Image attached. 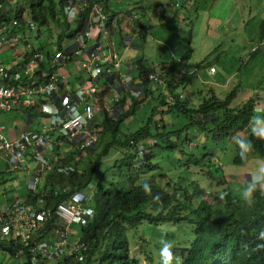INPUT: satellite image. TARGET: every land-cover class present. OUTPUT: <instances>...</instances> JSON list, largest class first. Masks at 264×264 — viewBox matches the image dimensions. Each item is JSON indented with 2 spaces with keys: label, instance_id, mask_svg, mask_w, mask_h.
Returning a JSON list of instances; mask_svg holds the SVG:
<instances>
[{
  "label": "clouds",
  "instance_id": "obj_1",
  "mask_svg": "<svg viewBox=\"0 0 264 264\" xmlns=\"http://www.w3.org/2000/svg\"><path fill=\"white\" fill-rule=\"evenodd\" d=\"M29 1L25 8L17 0H0V161L8 174L0 177V264H264V91L244 92L235 104L242 92V82H234L240 74L228 73L233 67L224 64L219 70L221 45L216 46L220 38L215 34L222 27L226 33H247V68L264 51V16L251 25L255 17L244 1L228 22L213 19V28L208 25L216 42L207 45L204 59L192 61L194 40L187 41L185 34L180 42L162 41V48L175 53L149 70L142 56L153 44L147 38L154 40L151 27L174 23L168 19L171 12L183 22L193 9L189 1L182 6L166 0L152 8L155 2L148 0L150 12L142 2L128 9L131 3L125 0H118L115 11L109 0H24ZM133 9L149 27L131 14ZM136 21L133 28L130 23ZM36 27L38 47L30 42ZM53 28L57 35L42 40ZM186 29L181 27L179 37ZM179 54L189 58L173 90L169 62ZM249 69L264 74L257 64ZM202 71L216 78L201 80L203 91L196 83ZM167 90L190 112L221 105L215 107L219 112L199 118L206 129H225L236 148L235 164H246L234 192L225 186L209 191V174L219 173L223 185L237 178L217 161L209 164V174L201 172L197 182L185 186L171 172L156 175L157 149L175 138L151 133L162 119L177 127L180 119L163 115L165 107L156 101ZM128 112L135 116L134 126ZM106 115L122 123L110 141L101 135ZM37 122L41 130L31 128ZM122 125L128 128L123 131ZM146 130V138L136 136ZM104 152L107 156H101ZM114 163L115 171L107 172L105 167ZM131 184L157 186L187 208L181 214L187 216L175 224L158 221L151 207L161 205L153 199L144 206L155 219L132 221L131 210L120 209L116 199Z\"/></svg>",
  "mask_w": 264,
  "mask_h": 264
},
{
  "label": "rangeland",
  "instance_id": "obj_2",
  "mask_svg": "<svg viewBox=\"0 0 264 264\" xmlns=\"http://www.w3.org/2000/svg\"><path fill=\"white\" fill-rule=\"evenodd\" d=\"M25 8H30V1L28 3L24 0H17ZM156 4H161L166 0H153ZM176 1V0H174ZM183 6L187 1L192 4V10L190 12H185V17L183 22L179 23H166L165 21L158 22L156 25L152 26L151 36L154 37L152 41L150 37H147L149 41L153 44L146 45L145 54L142 56L144 64L149 70H154L159 64L168 61L175 51L166 50L160 46L161 42L164 40L169 41H182L187 34V41L191 39L194 40L193 46L195 48L192 61H200L205 58L206 51L205 48L210 43L216 42L212 36L208 33V25L211 24L213 28V19H218L224 23L228 22L230 19L234 18L235 9L237 5L242 4L247 1L249 8L252 10V14L255 19L251 22V25H259L262 22L264 16V4H258L256 0H177ZM110 7L112 10L118 8V0H109ZM126 3H131L127 6L128 9L135 8L138 3L142 2L147 12H150V5L148 0H125ZM147 4L148 6H146ZM132 5V6H131ZM183 10L179 9L178 14L182 15ZM131 14L138 16L145 27H149L146 22V18L140 13V10L133 9ZM174 13L171 12L168 15V19H173ZM138 21V22H140ZM238 22V26H241V22ZM133 28H135L136 22L130 23ZM181 27H188L189 30L182 31L179 37L178 32ZM57 29L53 28L52 31L47 30L44 32V37L42 40L51 39V36L57 35ZM141 31V30H140ZM222 32V35H219ZM214 33V32H212ZM39 34V28L36 27L35 30L30 34V42L38 47L39 42L37 36ZM216 37H219V41L216 46L221 45L218 51L219 60L216 64L220 71H222L223 64L231 66L228 73L233 71L240 75L235 77V83L238 81L242 82L241 94L239 99L235 102L237 104L245 92H252L253 90L264 91V74H256L254 70H250L249 67L252 64H257L264 70V51L259 52L255 55L254 60L249 64V67L243 68V63L247 61L250 45L245 43L247 39V33L244 30H236L231 33H226L224 28H219L215 31ZM264 49L263 47H261ZM51 55L55 54L54 48L50 49ZM179 55L175 57H179ZM222 62V63H219ZM203 81H215L216 78L208 76L204 71L200 74V79L196 80L199 89L203 91L206 86L202 84ZM235 86V85H234ZM227 90L226 92H229ZM172 121V118L170 119ZM178 127L189 124L190 120L187 117H181L178 119ZM140 125L133 128L136 130ZM33 130H41L42 125L37 122L31 127ZM222 128V127H221ZM127 127L123 126L122 130H126ZM198 128L190 125L185 131L183 137L187 139L179 148H174L171 142H161L163 148H159L156 151L155 157L152 159L154 164L158 165L156 175L160 177L161 174L166 172H171L176 174L178 178H181V185L185 186V183L197 182L198 174L201 172L209 174V164L215 161L220 162L223 166L224 172L227 173L229 170L234 171L237 178L232 179L231 182L223 185L220 174L214 172V174H209L213 180V184L209 185V191L221 190L223 186L227 190L234 192V190L239 186V179L241 170L246 166L235 164L234 160L236 157L235 145L228 139L229 135H226L225 129L213 128L204 134H198ZM176 141V139H175ZM189 142L194 144L193 147L189 146ZM0 172H4V175L0 177L8 178L6 173L5 163L0 161ZM21 178V184H24V178ZM184 179V180H183ZM1 182V181H0ZM220 184V185H218ZM13 188H20L16 183L10 184ZM2 190L0 184V191ZM4 198L3 194L0 192V200ZM200 197H196V201H200ZM189 231L185 235H189Z\"/></svg>",
  "mask_w": 264,
  "mask_h": 264
},
{
  "label": "trees",
  "instance_id": "obj_3",
  "mask_svg": "<svg viewBox=\"0 0 264 264\" xmlns=\"http://www.w3.org/2000/svg\"><path fill=\"white\" fill-rule=\"evenodd\" d=\"M172 21L174 22H179L178 18H173ZM189 56H184L181 54L179 57L175 58L170 61V65L173 66V69H171V73L174 75L175 80L171 84V87L173 90L176 89V83H177V78L179 75H181L182 68H183V61L187 60ZM171 60V59H170ZM180 60V61H179ZM172 91L167 90V94L163 96V99L161 100L160 98H156V101L160 103V105L165 107V111H163V115H171L174 118L176 117H188L191 120V125L194 127L198 128V131L200 132L201 130H205L204 133L210 131V128L206 129L207 123H205L202 119L199 118V115L202 116V114L207 115L209 113L213 112H219L220 110L215 108V107H221V105L213 104V107H210L208 105H203L201 109L194 110L192 112L188 111L190 109H185L186 106L180 102L179 99H174L170 97V93ZM122 108H125V103H119ZM136 104H131L130 110H135L136 111ZM163 107V108H164ZM228 107V105H227ZM133 115V112H128L126 117H129ZM136 115V114H135ZM125 116V115H123ZM134 116V115H133ZM132 125H135V116L132 119ZM214 124H217V121H214ZM121 122L119 121H113L109 116L104 117V124L100 125L104 127V130L102 131L101 135H104L105 137L107 136V139L110 141L112 140V137H116L118 135V128L121 126ZM190 124H186L183 127H177L175 124H169L165 123L164 120L162 119L158 124L155 125V130L151 135H156L157 137L161 138H167L170 139V137H174L176 139L175 142H171L174 147H178L179 145H182L185 137H183L185 131L188 129ZM125 126V125H122ZM127 127V125H126ZM128 128V127H127ZM222 129V128H221ZM146 131L143 132H136V136L138 135L139 138H146L148 135H146ZM142 133V134H141ZM141 134V135H139ZM227 135V134H226ZM101 156H107L106 152L102 153ZM117 163H114L112 166H106L105 169L107 172L111 173L115 171L117 168ZM86 174L91 177L94 172H86ZM106 175L105 177H107ZM171 177L175 178L178 177L176 174L171 173ZM184 180V179H183ZM110 185H113V182L110 181ZM147 189V190H146ZM161 189L158 188L155 185H149V186H135V185H130L128 189L124 188V192L119 196L117 195V205L120 207L125 212H128L131 210L130 214L133 213L132 215V221L134 219H138L139 221L143 220L144 217L149 222H152L155 217L152 215V212L146 209V206L150 202L153 201V199H156L161 207H156L153 206L151 209L156 210L158 213L156 214V220L168 223V224H175L177 222H181L184 220L187 215H181L184 213V210L187 208H184L181 204H174V201H171V199L160 192ZM161 201L165 204L163 205ZM163 210V212H161ZM189 213V212H188Z\"/></svg>",
  "mask_w": 264,
  "mask_h": 264
},
{
  "label": "snow or ice",
  "instance_id": "obj_4",
  "mask_svg": "<svg viewBox=\"0 0 264 264\" xmlns=\"http://www.w3.org/2000/svg\"><path fill=\"white\" fill-rule=\"evenodd\" d=\"M165 255H167V253H165Z\"/></svg>",
  "mask_w": 264,
  "mask_h": 264
}]
</instances>
